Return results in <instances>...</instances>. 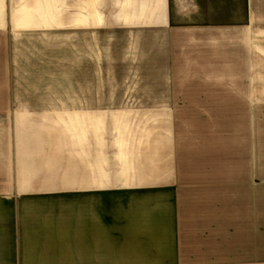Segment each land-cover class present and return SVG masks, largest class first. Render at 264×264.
<instances>
[{
    "label": "crops",
    "instance_id": "obj_1",
    "mask_svg": "<svg viewBox=\"0 0 264 264\" xmlns=\"http://www.w3.org/2000/svg\"><path fill=\"white\" fill-rule=\"evenodd\" d=\"M135 1V9L121 11H146L148 31L169 32L163 45L172 47L198 45L204 34L229 38L264 4ZM35 2L0 0V264H264V175L254 160L252 120L243 125V144L233 117L234 107L251 106L250 90L264 85H167L159 93L166 101L153 109L166 118L151 121L149 135L122 138L121 150L103 160L94 140L75 142L69 179L65 156L53 168L48 143L35 142L38 128L18 129L31 110L16 102L10 20L34 19L26 9L40 7ZM174 75L172 66L163 77ZM69 194L77 216L73 205L25 202Z\"/></svg>",
    "mask_w": 264,
    "mask_h": 264
},
{
    "label": "rangeland",
    "instance_id": "obj_2",
    "mask_svg": "<svg viewBox=\"0 0 264 264\" xmlns=\"http://www.w3.org/2000/svg\"><path fill=\"white\" fill-rule=\"evenodd\" d=\"M39 3L40 7L26 9L27 14L34 10V19L10 20L16 102L31 110L18 129L38 128L35 142L48 143L52 165L60 161L62 165L65 156L69 179L75 172V142L94 140L103 160L117 153L122 138L149 135V123L166 118V112L153 109L166 101L167 95L159 93L167 85L235 80L264 85V4H257L255 21L229 38L204 34L198 45L172 47L163 45L170 42L169 32L148 31L146 11L124 13L136 8L135 0ZM172 66L174 77L165 79V70ZM250 95L251 106L234 107L233 117L240 121L243 144V125L252 120L254 160L264 175V88L251 89ZM184 112L177 109L182 118ZM32 200L25 202L58 208L69 204L76 211L74 194ZM63 249L57 252L62 257Z\"/></svg>",
    "mask_w": 264,
    "mask_h": 264
}]
</instances>
